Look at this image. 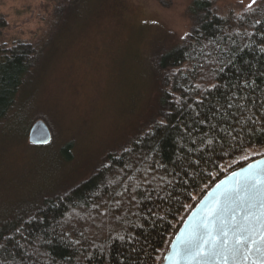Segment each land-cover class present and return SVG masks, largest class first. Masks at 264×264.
<instances>
[{
  "label": "trees",
  "instance_id": "obj_1",
  "mask_svg": "<svg viewBox=\"0 0 264 264\" xmlns=\"http://www.w3.org/2000/svg\"><path fill=\"white\" fill-rule=\"evenodd\" d=\"M190 11L187 43L154 64L169 72L160 121L66 194L1 213L0 264H161L203 197L264 157V0L224 18L207 1ZM30 55L28 46L0 47V124L16 107Z\"/></svg>",
  "mask_w": 264,
  "mask_h": 264
},
{
  "label": "rangeland",
  "instance_id": "obj_2",
  "mask_svg": "<svg viewBox=\"0 0 264 264\" xmlns=\"http://www.w3.org/2000/svg\"><path fill=\"white\" fill-rule=\"evenodd\" d=\"M194 1L0 0V47L28 46L32 59L16 107L0 124V215L66 194L160 121L169 72L154 64L187 43ZM202 1L224 18L259 0ZM36 121L49 129L46 146L28 143Z\"/></svg>",
  "mask_w": 264,
  "mask_h": 264
},
{
  "label": "snow or ice",
  "instance_id": "obj_3",
  "mask_svg": "<svg viewBox=\"0 0 264 264\" xmlns=\"http://www.w3.org/2000/svg\"><path fill=\"white\" fill-rule=\"evenodd\" d=\"M223 199L237 203L238 211L233 209L231 223L224 219L222 206L209 209L194 218L185 238H177L174 255L179 259L192 257L205 264H264V172L250 166L249 174L227 190Z\"/></svg>",
  "mask_w": 264,
  "mask_h": 264
},
{
  "label": "water",
  "instance_id": "obj_4",
  "mask_svg": "<svg viewBox=\"0 0 264 264\" xmlns=\"http://www.w3.org/2000/svg\"><path fill=\"white\" fill-rule=\"evenodd\" d=\"M50 141L51 134L47 126L42 121L34 122L28 133V143L32 146H46L50 143ZM250 166L251 169L254 171L264 172V157L255 160L249 163L248 165L242 167L241 169L228 175L219 183H217L203 197V199L198 203V205L185 219L181 228L171 241L161 264H177L179 258L174 255V248L177 247V238H185L191 229V226L194 222V218L198 219L200 216L207 213L209 209L215 208L217 205L222 206L224 208V219L226 220V222L231 223L233 209H237L238 211L237 203L223 199V194L227 190L231 189L237 181L243 180L245 176L249 174ZM218 185L219 188L217 187ZM179 264H205V262L199 261L198 259H194L192 257H186L183 259H179ZM207 264H216V262H207ZM241 264H251V261H242Z\"/></svg>",
  "mask_w": 264,
  "mask_h": 264
}]
</instances>
